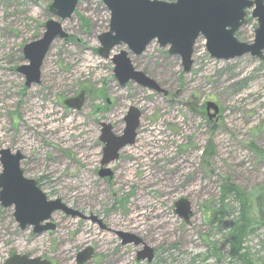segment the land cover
<instances>
[{
  "label": "rangeland",
  "instance_id": "obj_1",
  "mask_svg": "<svg viewBox=\"0 0 264 264\" xmlns=\"http://www.w3.org/2000/svg\"><path fill=\"white\" fill-rule=\"evenodd\" d=\"M50 4L0 0V150L21 153L23 176L47 200H60L80 217L55 212V229L34 235L18 228L12 207L0 206V264L12 255L76 264L86 248L93 256L83 264H147L135 260L141 246H121L117 232L153 249L149 264H264V229L257 226L241 256L231 258L226 235L237 207L229 201L222 216L217 212L223 178L244 193L264 189V162L258 159L264 153V53L262 60H215L199 37L188 73L179 57L155 42L140 56L122 46L102 59L97 37L107 32L109 13L101 0H79L63 21L48 12ZM246 15L234 37L249 45L256 21L250 10ZM48 20L58 22L67 38L54 40L39 84L26 88L15 71L27 64L22 47L41 38ZM119 51L167 95L132 82L119 86L110 62ZM81 91L79 111L63 106ZM209 102L218 107L213 117L205 112ZM131 107L140 113L134 143L108 166L111 179H102L100 124L120 136ZM207 146L206 164L201 154ZM180 199L190 203L189 224L174 213Z\"/></svg>",
  "mask_w": 264,
  "mask_h": 264
},
{
  "label": "water",
  "instance_id": "obj_2",
  "mask_svg": "<svg viewBox=\"0 0 264 264\" xmlns=\"http://www.w3.org/2000/svg\"><path fill=\"white\" fill-rule=\"evenodd\" d=\"M79 0H51L48 12L60 20L69 19ZM109 13L108 30L97 37L99 48L97 54L108 59L113 49L124 46L131 55L140 56L146 47L155 42L159 48H167L169 56L180 59L184 73H188L192 65L193 47L196 40H205V50L210 58L227 61L244 55L263 59L264 53V0H173L171 3L150 0H101ZM250 10V18L255 19L256 28L251 44L238 43L234 34L246 25V11ZM66 39L61 25L53 20L44 24V32L40 39L22 47L23 60L27 62L16 68V72L24 77V86L29 88L40 82V68L51 44L56 40ZM113 65V76L119 86L124 87L132 82L137 86L167 95L152 79L142 72L136 71L127 52L119 51L110 58ZM84 102V92L76 97L63 101V105L79 111ZM217 114L218 108L213 103H206L205 111ZM140 113L131 107L123 118L124 129L120 136L112 133L109 124H100L99 142L103 145L100 178H111L112 172L107 166L118 159V153L131 146L139 126ZM24 157L9 150H0V206L13 209V219L23 231L32 228L34 235H40L55 229L50 222L55 212L66 216L80 215L63 205L60 200H47L36 182L23 177L20 163ZM174 213L185 224L192 217L190 203L180 199L174 203ZM115 235L121 246H141L136 253V261L151 263L154 252L140 238L123 232ZM93 250L86 248L76 256V264H83L91 259ZM5 264H50L39 258L12 255Z\"/></svg>",
  "mask_w": 264,
  "mask_h": 264
},
{
  "label": "trees",
  "instance_id": "obj_3",
  "mask_svg": "<svg viewBox=\"0 0 264 264\" xmlns=\"http://www.w3.org/2000/svg\"><path fill=\"white\" fill-rule=\"evenodd\" d=\"M209 154L207 146L201 154L202 162L207 164ZM258 159L264 162V153L258 154ZM222 185L220 206L217 212L222 216L223 212L228 209L229 201L237 207V215L232 219L226 237L228 238L229 257L239 258L246 238L257 226L264 229V189L257 188L244 193L238 187L231 185L226 178L222 179Z\"/></svg>",
  "mask_w": 264,
  "mask_h": 264
},
{
  "label": "bare ground",
  "instance_id": "obj_4",
  "mask_svg": "<svg viewBox=\"0 0 264 264\" xmlns=\"http://www.w3.org/2000/svg\"><path fill=\"white\" fill-rule=\"evenodd\" d=\"M85 62H87V61H85Z\"/></svg>",
  "mask_w": 264,
  "mask_h": 264
}]
</instances>
